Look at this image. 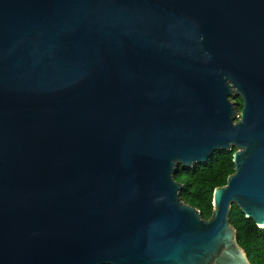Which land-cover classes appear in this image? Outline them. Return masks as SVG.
Instances as JSON below:
<instances>
[{"label":"water","instance_id":"1","mask_svg":"<svg viewBox=\"0 0 264 264\" xmlns=\"http://www.w3.org/2000/svg\"><path fill=\"white\" fill-rule=\"evenodd\" d=\"M233 148L205 219L174 175ZM233 203L264 228V0H0V264H251Z\"/></svg>","mask_w":264,"mask_h":264},{"label":"trees","instance_id":"2","mask_svg":"<svg viewBox=\"0 0 264 264\" xmlns=\"http://www.w3.org/2000/svg\"><path fill=\"white\" fill-rule=\"evenodd\" d=\"M238 111L242 108L239 95L230 97ZM235 150H215L205 163H196L192 167L179 166L175 180L182 185L179 198L200 210L207 219L212 213V194L217 186L226 183L227 176L234 171L232 153ZM230 224L235 228L237 242L241 246L251 264H264V228L258 227L251 218L236 206L231 205Z\"/></svg>","mask_w":264,"mask_h":264}]
</instances>
